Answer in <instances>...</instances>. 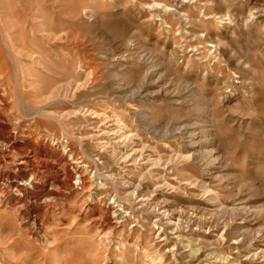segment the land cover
Masks as SVG:
<instances>
[{"label":"rangeland","instance_id":"obj_1","mask_svg":"<svg viewBox=\"0 0 264 264\" xmlns=\"http://www.w3.org/2000/svg\"><path fill=\"white\" fill-rule=\"evenodd\" d=\"M3 3L35 63L17 81L34 141L0 153V264H264V0ZM113 122L149 167L122 161ZM93 147L87 200L63 184ZM17 166L25 193L4 189Z\"/></svg>","mask_w":264,"mask_h":264},{"label":"bare ground","instance_id":"obj_2","mask_svg":"<svg viewBox=\"0 0 264 264\" xmlns=\"http://www.w3.org/2000/svg\"><path fill=\"white\" fill-rule=\"evenodd\" d=\"M1 11L5 8L4 3L0 4ZM0 11V153L1 148L3 147L4 143L11 142L20 144H27L31 141H34L33 135L30 132L29 128H23L22 123L27 118L23 112H19V99H18V89L19 86L17 85L18 79H22V82H26L27 86L30 87L33 85L32 79L30 78V65L35 63V58L31 54V52L26 51L24 49L19 48L15 45L14 39H12V34L15 27H18L16 22L10 23L8 17ZM30 13L31 17L30 22L32 27L36 30L37 26L40 23L35 17V14ZM28 63H26V62ZM27 64H30L29 66ZM77 85L73 94L76 93ZM47 105V102L45 103ZM65 114V113H64ZM67 115V114H66ZM65 116V115H64ZM63 115H55L51 113L39 112L35 111L34 114L29 116V121H35V118L38 117H46L48 119H52L54 123L60 124L62 121ZM92 118L96 119L98 123H104L105 118L100 114H94ZM107 122V121H106ZM111 124V125H110ZM107 126V131L104 132L106 134L109 133L110 139L112 140L113 146L119 150L117 152L120 156L123 157L122 161L125 164L132 165L135 162H139L142 167H149L150 160L146 159L143 156L142 150L136 148L135 143L132 141V134L126 129L121 127L118 124L110 123ZM14 128L18 131L12 134L8 130ZM19 129H22L19 131ZM24 129V130H23ZM101 135V133H100ZM111 142V141H110ZM99 143H94L96 148L99 147ZM94 148V147H93ZM120 148V149H119ZM121 150V151H120ZM95 156L92 158H86L87 161L84 162V165L79 164L80 162H74L70 158L66 159V163L70 168L69 172H65L66 183H64V187L68 188L69 190H81L84 191V196H86L87 200L93 194H96L94 188L99 189L100 186H96L93 180L90 179L88 176L86 166L89 164L94 166V171L98 172V167L100 166V152L94 148ZM115 152V151H114ZM29 153L27 152L26 155ZM63 155L65 153L63 152ZM62 156V155H61ZM63 157V156H62ZM27 159L24 163H32L31 160ZM117 162V160H113V163ZM17 171L20 172L19 174V181H24L26 179L28 171L23 170L22 167L17 166L15 167ZM33 177L35 176V172L29 170ZM8 178H11L12 175L8 174ZM17 182V181H16ZM11 186L14 187L16 192L25 193V183H11L8 182L4 185V189L10 188ZM126 187L131 188L132 185L130 183L126 184ZM96 189V190H97ZM44 194L46 196H54L57 195L55 191L51 188L46 189L44 187ZM39 194V193H38ZM43 194V195H44ZM14 202L19 204L22 202V197L18 196L14 198ZM88 204V203H87ZM88 205H91L90 203ZM120 215L118 213H113L108 220L115 223L119 219Z\"/></svg>","mask_w":264,"mask_h":264}]
</instances>
